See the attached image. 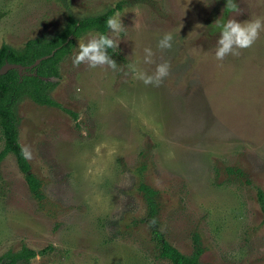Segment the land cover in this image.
Here are the masks:
<instances>
[{"label":"rangeland","instance_id":"374dc122","mask_svg":"<svg viewBox=\"0 0 264 264\" xmlns=\"http://www.w3.org/2000/svg\"><path fill=\"white\" fill-rule=\"evenodd\" d=\"M234 2L238 12L227 0H0V44L15 49L53 37L68 17L114 9L124 25L108 51L115 70L73 65L93 29L58 62L49 95L76 118L27 97L15 104L40 196L12 154L0 159V255L25 245L45 248L29 264H171L158 231L185 255L197 234L202 264H264V32L239 56L220 61L214 50L220 26L264 18V0ZM165 33L172 48L162 51ZM145 48L154 64L143 63ZM164 61L171 70L158 87L128 68L151 75ZM141 184L155 191V224Z\"/></svg>","mask_w":264,"mask_h":264},{"label":"trees","instance_id":"16d2710c","mask_svg":"<svg viewBox=\"0 0 264 264\" xmlns=\"http://www.w3.org/2000/svg\"><path fill=\"white\" fill-rule=\"evenodd\" d=\"M113 10L109 9L102 14L81 19L68 17L62 29L53 37L49 39L29 38L19 49L5 43L0 44V67L4 63L29 67V71L23 75H19L15 68L7 69L0 74V134L2 136L0 159L7 153L13 155L16 166L34 198L40 196L38 181L29 172L28 162L22 155V148L17 142L15 104L22 97H27L39 106L56 107L72 118H76L73 111L63 107L49 95V91L55 85L53 79L59 78L57 64L69 53L73 44L72 38L92 29L97 33L105 34L106 20ZM140 189L147 205V216L153 221L156 209L153 199L155 191L144 184L140 185ZM256 200L260 209L264 210V199L259 189L256 191ZM153 234L157 242L158 255L161 258L167 259L171 264H202L199 256L203 248L197 234H192V249L187 255L171 246L158 231H154ZM44 251L45 248L35 251L21 245L16 251H6L1 254L0 264H29L31 258L43 254Z\"/></svg>","mask_w":264,"mask_h":264},{"label":"clouds","instance_id":"9594fccd","mask_svg":"<svg viewBox=\"0 0 264 264\" xmlns=\"http://www.w3.org/2000/svg\"><path fill=\"white\" fill-rule=\"evenodd\" d=\"M226 10L238 12V6L234 0H227ZM138 14V13H137ZM106 26L112 35L102 33H88L86 38L79 41L77 52L73 54L72 63L74 66L81 64L89 68L107 67L112 70L117 68V63L108 54V49L118 48L115 36L124 31V25L119 13L113 14L106 20ZM139 27L138 24L134 25ZM264 32V18L257 17L254 20L237 22L236 19H227L220 26V38L215 47V58L224 60L225 57L239 56L241 50L252 47L260 39L261 33ZM173 35L165 33L159 40L157 47L160 50H169L172 48ZM155 53L151 48L144 49L143 63L151 65L155 63ZM129 71L134 78L142 81L145 85L160 86L164 79L170 74L171 65L164 61L156 64L155 71L149 75L147 71L139 68L136 64L128 65ZM25 159H31L30 150L27 147L21 149ZM155 224V220L151 222Z\"/></svg>","mask_w":264,"mask_h":264},{"label":"water","instance_id":"95a60500","mask_svg":"<svg viewBox=\"0 0 264 264\" xmlns=\"http://www.w3.org/2000/svg\"><path fill=\"white\" fill-rule=\"evenodd\" d=\"M37 61H35L36 63ZM10 68H15L17 69V72H19L22 68V66L20 65H14V64H8V63H4L1 67H0V74L4 73L7 69H10Z\"/></svg>","mask_w":264,"mask_h":264},{"label":"flooded vegetation","instance_id":"af4514ba","mask_svg":"<svg viewBox=\"0 0 264 264\" xmlns=\"http://www.w3.org/2000/svg\"><path fill=\"white\" fill-rule=\"evenodd\" d=\"M18 74H19V72H18ZM20 75V74H19ZM23 75V74H22Z\"/></svg>","mask_w":264,"mask_h":264}]
</instances>
